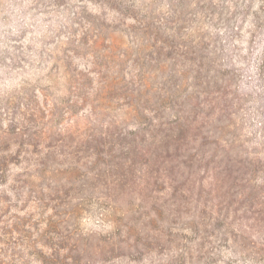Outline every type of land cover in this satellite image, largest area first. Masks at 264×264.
<instances>
[{
	"label": "rangeland",
	"instance_id": "obj_1",
	"mask_svg": "<svg viewBox=\"0 0 264 264\" xmlns=\"http://www.w3.org/2000/svg\"><path fill=\"white\" fill-rule=\"evenodd\" d=\"M215 1L144 2L147 49L118 0H0V107L52 153L0 185V264H264V0Z\"/></svg>",
	"mask_w": 264,
	"mask_h": 264
},
{
	"label": "trees",
	"instance_id": "obj_2",
	"mask_svg": "<svg viewBox=\"0 0 264 264\" xmlns=\"http://www.w3.org/2000/svg\"><path fill=\"white\" fill-rule=\"evenodd\" d=\"M137 1L139 0H118L119 7L116 9L120 17L115 20V23H118L115 24V26H124L123 16L131 14L128 16L132 18L134 25H125L123 29L124 33L129 35L131 39L138 44L139 48H145L147 42L154 37V40L156 39L155 44L147 46V49H153L152 46H157L158 43H161V40L157 41L158 35L163 31L162 17L158 16L160 7L158 6L157 9H153L151 6H147V4L144 3L150 2L153 5L155 0H141L139 5H137ZM203 1L208 2L207 5L210 4L212 10L217 7V4H215L217 2L215 0ZM191 3L196 4V1H192ZM228 9L231 10L228 11L229 13H233L232 11L236 9V5L228 7ZM98 37L101 38L100 35H98ZM116 40L115 38V41ZM110 41L112 42L111 45H115L112 39H110ZM121 79L122 78L118 75L109 79L101 74L99 83L105 91L116 89V86L124 89L126 93V95L123 96L124 98H126L127 95H133L134 92L128 89L127 83L119 85ZM130 103L131 102L127 103L126 108L132 112V110H134L132 107L134 106L130 105ZM9 108L10 107L6 105L0 107V185L6 182L10 170L9 166L12 164L20 165L22 163H27V166L24 167L23 175L29 174L30 176H34L36 175L35 173L40 172L42 174L46 172V163L49 156L52 154L48 151L50 146H44L45 148L42 149L39 148V145H41L40 143L47 138L48 128L41 122L42 119L39 120V115L35 113V108L31 110L26 109L25 112H19L17 116L15 112L11 111V113H9ZM5 115L7 116V121L3 118ZM3 122L5 125H3ZM140 123L141 122L136 126L137 128L142 126ZM181 126L182 125H178V127ZM153 129L155 128L153 127ZM134 131L135 134L142 132V135L148 136V140L145 138H143V141L139 142L134 140L138 151H143V146L158 147L160 146V142H163L164 144L166 143V151L169 152V142L175 140L177 142L180 140V136H177L178 133L175 136L174 131L163 136L153 133L147 135V131H143V129H139V131L134 129ZM30 145H33L32 149H30ZM31 171H35V173Z\"/></svg>",
	"mask_w": 264,
	"mask_h": 264
}]
</instances>
